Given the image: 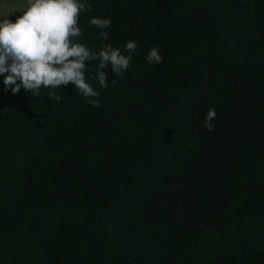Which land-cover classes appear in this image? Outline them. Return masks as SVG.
Returning a JSON list of instances; mask_svg holds the SVG:
<instances>
[{
	"label": "trees",
	"instance_id": "16d2710c",
	"mask_svg": "<svg viewBox=\"0 0 264 264\" xmlns=\"http://www.w3.org/2000/svg\"><path fill=\"white\" fill-rule=\"evenodd\" d=\"M87 3L76 42L138 47L123 77L102 69L107 88L85 62L99 107L72 83L14 95L0 76V264H264V0ZM163 181L188 182L169 200L198 220L222 193L224 217H151Z\"/></svg>",
	"mask_w": 264,
	"mask_h": 264
},
{
	"label": "clouds",
	"instance_id": "9594fccd",
	"mask_svg": "<svg viewBox=\"0 0 264 264\" xmlns=\"http://www.w3.org/2000/svg\"><path fill=\"white\" fill-rule=\"evenodd\" d=\"M85 10H92L87 0H26L24 11L15 22L8 16L0 19V76H4L5 89L15 95L23 88L39 97L41 88L54 90L72 83L92 107H99L100 92L86 82L88 67L85 62H98L96 79L101 87L107 88V73L102 69L111 65L113 73L123 77L131 66L132 53L138 43L135 40L126 42L124 51L129 54L125 55L111 43H105L98 52H93L83 43L76 42L74 38L83 35L78 22L80 13ZM89 23L102 30L99 37L108 40L109 34L103 29L112 26L110 18L93 17ZM146 59L153 65L163 61L156 47L150 49ZM47 96L57 102L61 100L54 91H49ZM216 117L215 108L210 107L204 125L209 132L215 128L212 121Z\"/></svg>",
	"mask_w": 264,
	"mask_h": 264
},
{
	"label": "rangeland",
	"instance_id": "374dc122",
	"mask_svg": "<svg viewBox=\"0 0 264 264\" xmlns=\"http://www.w3.org/2000/svg\"><path fill=\"white\" fill-rule=\"evenodd\" d=\"M26 5V0H0V19L8 16L11 18L16 12L24 11V7ZM210 81L209 78L205 80V85L208 84ZM199 121H202V118H198ZM203 126L205 125V121L202 122ZM205 128V126H204ZM223 135L219 136V140H221ZM188 185V182H169L163 181L160 190H159V197H158V204L157 208L152 207L148 210V213L153 218H173L175 219L179 226L183 229L191 228V229H198V230H205L214 227L223 217L224 211L223 206L226 201V197L222 194H218L217 206L220 213V217L215 220H198L192 218L187 210V207L183 203H173L169 200V195L172 194L174 191L185 187Z\"/></svg>",
	"mask_w": 264,
	"mask_h": 264
}]
</instances>
